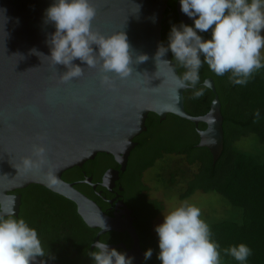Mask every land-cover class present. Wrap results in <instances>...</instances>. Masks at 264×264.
<instances>
[{"label":"water","instance_id":"95a60500","mask_svg":"<svg viewBox=\"0 0 264 264\" xmlns=\"http://www.w3.org/2000/svg\"><path fill=\"white\" fill-rule=\"evenodd\" d=\"M54 2L0 0V214L18 215L21 193L15 190L29 184L44 186L74 202L86 225L98 229L94 242L111 230L127 232L131 247L119 243L108 244L109 248L120 247L132 258V264H144L145 252L131 209L121 202V209L109 215L75 185L85 183L95 189L100 184L111 190L137 145L134 138L146 130L149 112L159 121L173 114L193 122L199 135L197 146L207 147L216 161L223 149V116L214 80L204 79L213 92L209 110L202 115L189 114L184 91L190 88H178L177 77L181 75L175 62L168 51L161 56L165 51L161 45L162 20L168 0H91L96 9L92 30L105 37L121 31L126 34L132 71L125 79L108 73V82L102 83L105 73L100 62L88 67L75 59L72 63L84 70L83 75L63 82L61 75L67 67L54 65L47 57L55 26L47 20L46 9ZM175 7L179 21L193 24L181 11L180 0ZM93 49L98 51L95 45ZM141 55L147 59L138 62ZM199 122L205 123V128H199ZM34 144L46 148L58 177L56 185H47L44 172H26L20 167L21 158L32 154ZM98 153L111 154L120 168H107L96 183L90 176L71 182L62 177ZM103 222L105 229L101 228ZM41 260L43 264H62L43 258H38L37 264Z\"/></svg>","mask_w":264,"mask_h":264},{"label":"trees","instance_id":"16d2710c","mask_svg":"<svg viewBox=\"0 0 264 264\" xmlns=\"http://www.w3.org/2000/svg\"><path fill=\"white\" fill-rule=\"evenodd\" d=\"M176 1L168 0L162 20L161 45L164 50L168 47L172 26L182 23L176 12ZM198 34L205 39L211 38L210 32ZM167 51L174 61L171 51ZM175 65L182 76L185 69L177 62ZM199 76L200 83L196 89L184 91V106L191 115H202L209 110L213 92L204 87L203 81L206 77H212L223 116V149L216 161H213L207 147L197 146L199 135L194 123L173 114L159 121L155 113L149 112L145 120L146 130L134 138L137 145L132 149L128 161V168L132 169L133 174L127 184L132 195H137L134 197L133 224L141 248L144 252L152 249L151 258H144L143 263L161 264L157 259L158 239L152 231V222L162 210V204L156 199L147 198L148 192H144L147 188L140 181L141 173L166 155H183L189 172L180 173L186 188L179 197H189L196 190L215 191L239 211L236 220L220 219L210 225L211 238L220 246L221 264H241L223 252V249L240 243L252 250L244 264H264V68L255 72L244 86L231 83L228 73L217 76L207 64L200 68ZM200 88H203L204 94L194 99L193 92ZM257 109L261 115L254 122L253 113ZM205 126L203 122L198 123L199 128ZM250 134L254 135L256 147L238 148L237 142ZM111 166H119L112 155L98 153L82 167L68 169L62 177L71 181L91 175L95 181ZM174 173H170L169 186L175 182L172 177ZM76 187L102 205L90 185L84 183ZM14 193H21L20 209L15 217L23 218L36 229L46 253L43 259L60 261L62 264H93L87 253L95 251L91 244L98 229L86 225L77 213L74 202L38 184H29ZM99 240L107 243L124 241L127 246L130 245L127 236L125 238L113 230L100 235ZM117 249L122 250L120 247Z\"/></svg>","mask_w":264,"mask_h":264},{"label":"clouds","instance_id":"9594fccd","mask_svg":"<svg viewBox=\"0 0 264 264\" xmlns=\"http://www.w3.org/2000/svg\"><path fill=\"white\" fill-rule=\"evenodd\" d=\"M181 11L193 20V26L173 25L168 36V47L175 62L185 71L177 77L178 88L196 89L200 83L199 70L207 64L217 76L229 74L235 85H247L254 73L264 68L261 50L264 49V0H180ZM96 9L91 0H55L46 9L47 20L54 23L55 32L48 41L50 60L63 64L67 71L61 75L63 82L83 75L84 70L73 64L79 59L88 67L101 63L102 83L109 80L108 73L127 78L132 69L129 44L124 32L110 36L94 32L92 21ZM210 32V39L198 33ZM95 45L98 51H94ZM43 55L42 53H36ZM147 56L141 55L138 62ZM164 62L170 63L167 60ZM204 81V87H207ZM204 94L203 88L193 92V98ZM260 111L254 113V122ZM47 150L42 144L32 146V154L21 158L20 167L27 171L44 172L48 186L56 185V170L50 165ZM47 168V171H44ZM107 226L103 222L102 229ZM158 236L161 264H221L219 244L213 240L210 226L201 219V210L187 201L182 202L155 226ZM95 251L88 252L93 264H132L126 253L109 248L105 241L94 242ZM225 255L244 264L252 250L244 243L223 249ZM46 256L35 228L14 214H0V264H37ZM152 249L145 251V260ZM43 264V261H39Z\"/></svg>","mask_w":264,"mask_h":264},{"label":"rangeland","instance_id":"374dc122","mask_svg":"<svg viewBox=\"0 0 264 264\" xmlns=\"http://www.w3.org/2000/svg\"><path fill=\"white\" fill-rule=\"evenodd\" d=\"M264 35V31H262ZM261 60L264 61V49L261 50ZM254 135L243 137L237 142L238 148H254L256 140ZM187 164L183 155H166L155 162L153 166L144 172L143 181L148 186V195L158 199L162 204V210L152 222V231L155 233V226L163 222V215L178 207L182 202L187 201L201 210V219L209 226L220 219H238L239 211L231 206L224 197L215 191L196 190L189 197L181 199L180 193L184 192L186 183L181 172L188 173ZM174 173V183L168 185L170 173ZM187 175V174H184Z\"/></svg>","mask_w":264,"mask_h":264},{"label":"flooded vegetation","instance_id":"af4514ba","mask_svg":"<svg viewBox=\"0 0 264 264\" xmlns=\"http://www.w3.org/2000/svg\"><path fill=\"white\" fill-rule=\"evenodd\" d=\"M131 152H132V150H131ZM131 152H130V154H131ZM130 154H129V157H130ZM129 157H128V161H129ZM128 161H127V165H126L125 170L119 172V178L115 181V186H113L111 190H108L107 188L102 187L100 184H97V186L95 187L94 190H95L96 196L102 202V205H100L101 208L107 214L113 215L114 212H115V209H117V211H119L121 209V208H119V204H121V202H123L124 204H126L131 209V215H132L133 221H134V219H135V215H134V211H135L134 210V205L136 204L135 203L136 201H134L135 200L134 197L137 196V195H132L130 189L128 188V184L127 183L130 180L131 175L133 174L132 171H131L132 169H129L128 168ZM111 167H113V166H111ZM114 168L119 169L120 166H118V167H115L114 166ZM147 169H145L144 171H142L141 176H140V181L147 188L146 190H144V192H148V186L143 181L144 172ZM85 176L92 177L91 175H84V177ZM84 177L78 178V179H73L71 181H81V180L84 179ZM100 179H101V177H100ZM100 179L93 181V177H92V182H94V183L100 182ZM67 181H69V180H67ZM71 181H69V182H71ZM81 184H84V183H78L76 185H81ZM147 198L148 199H156V198H153V197H151L149 195H147ZM156 200H158V199H156ZM117 205H118V207H117ZM119 233L122 234V235H124L125 238H126V236L128 237V239L130 240V245L127 246L124 241H119V243H124L127 248L131 247L132 241H131V237L129 236V234L127 232H125V231H122V232H119ZM119 243H107V244H119ZM116 250L122 252V250H119L117 248H116Z\"/></svg>","mask_w":264,"mask_h":264}]
</instances>
